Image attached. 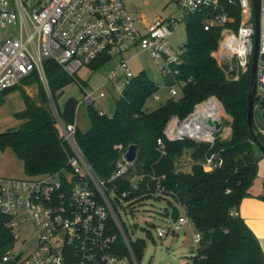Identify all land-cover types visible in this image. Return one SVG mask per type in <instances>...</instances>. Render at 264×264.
Listing matches in <instances>:
<instances>
[{
	"label": "built area",
	"instance_id": "built-area-1",
	"mask_svg": "<svg viewBox=\"0 0 264 264\" xmlns=\"http://www.w3.org/2000/svg\"><path fill=\"white\" fill-rule=\"evenodd\" d=\"M169 2L178 15L158 17L141 29L124 0H0V93L36 73L53 103L44 67L47 59L56 62L83 88V102L87 105L106 93L87 92L76 75L82 68H91L102 60H106L103 65L112 66L101 89L107 88L117 97L136 76L124 58L127 53L129 59H134L147 52L164 77L176 76L182 64L183 45L177 50L170 39L182 22L196 15L203 16L206 31L219 30L218 46L212 55L226 77L237 81L251 75L257 40L254 0ZM258 20L254 118L258 113L264 117V0H260ZM175 86L182 87L184 83L168 86L174 97L178 95ZM155 97L159 99L157 93ZM54 108L68 156L66 167L26 179L0 178V224L12 232L14 243L19 227L28 223L33 225L37 239L32 254L8 252L0 257V264H140L134 250L136 241L131 240L116 206L117 201L126 197L116 182L127 179L137 190L139 182L147 177L150 182H157V195L165 197L167 191L161 184L164 177L136 173L137 158L128 161L127 148L109 179H101L77 144L76 124H66ZM206 119L218 122L220 127L209 125ZM232 121L223 104L212 96L196 104L184 119L171 117L164 135L169 141L188 139L212 148L217 140L232 138ZM255 123L258 134L264 138V127ZM157 145L165 154L162 139H158ZM118 149L122 150V146ZM222 165L217 153H207L202 162L207 171ZM150 182L146 183L145 194L155 196ZM186 226L192 230L197 251L201 234L184 213L170 227H157L156 234L165 238Z\"/></svg>",
	"mask_w": 264,
	"mask_h": 264
},
{
	"label": "trees",
	"instance_id": "trees-1",
	"mask_svg": "<svg viewBox=\"0 0 264 264\" xmlns=\"http://www.w3.org/2000/svg\"><path fill=\"white\" fill-rule=\"evenodd\" d=\"M203 26L202 15L186 19L187 41L183 45L179 73L165 77L168 86L176 82L184 83L178 98L169 99L152 112L145 111L147 100L159 89L145 72H140L123 94L115 99L112 115L96 110L93 104L88 105L90 128L83 132L77 127L76 141L89 165L105 180L113 173L122 152L132 144L137 146L134 171L164 177L161 184L167 191L165 197L170 207V211L165 210V215L177 221L183 211L201 234V242L192 257L193 264H264V254L257 237L239 214H232L233 211L238 212L244 198L252 195L258 177L257 146L247 124V94L252 78L250 74L237 81L226 77L212 55L218 46L219 30L213 28L206 31ZM105 61L95 63L91 68L97 69ZM44 67L49 91L56 103L58 92L75 80L53 60H45ZM33 84L39 87L37 101L20 88L25 109L16 113L15 118L22 120V125L18 129L0 133V151L12 149L23 162L28 177L59 171L66 167L68 159L61 129L51 109L47 108V91L36 73L28 76L20 85L0 93V107L4 104V97L12 90ZM212 96L219 99L233 120L230 140H217L215 146L210 148L208 144L188 139L169 141L166 138L164 130L171 117L184 119L196 104ZM55 105L66 124L75 123L78 107L75 99L70 98L62 110ZM254 127L257 131L255 121ZM258 136L264 143V138ZM158 139L163 140L165 154L159 150ZM118 146H122V150ZM186 152L190 153L193 164L189 171H179L176 164ZM207 153L219 154L223 160L222 167L205 170L202 162ZM147 182L150 181L146 177L139 182L137 190L127 179L116 183L121 193H126V202H133L137 198L136 202L151 197L160 199L156 192V181L149 183L155 196L145 194L148 192ZM13 244L14 235L0 224V250ZM145 247L142 240L134 243L139 261Z\"/></svg>",
	"mask_w": 264,
	"mask_h": 264
},
{
	"label": "rangeland",
	"instance_id": "rangeland-1",
	"mask_svg": "<svg viewBox=\"0 0 264 264\" xmlns=\"http://www.w3.org/2000/svg\"><path fill=\"white\" fill-rule=\"evenodd\" d=\"M124 3L141 29L140 19L142 18L152 23L158 17L165 18L178 15L175 6L171 5L169 0H124ZM186 41V22H182L170 42L178 50ZM124 58L128 59V66L133 74L137 75L140 72H145L159 89L157 92L159 99H156L155 94L151 96L145 104V111L152 112L164 105L169 99L180 96L181 88L179 86H175L178 95L175 97L170 95L164 75L147 52L134 59H129L130 53H127ZM111 66L112 64L108 63L97 69L85 67L76 75L77 79L84 84L87 92L98 90L95 95H98L101 91L106 93L105 97L96 99L93 106L96 110L107 115L113 114L114 101L117 98L116 95H111L107 88L101 89ZM20 88L34 100H38L39 87L37 84L22 85L8 93L4 97V104L0 107V133L18 129L23 123L22 120L15 118L16 113L25 109ZM114 96L115 98H113ZM70 98L75 99L79 104L75 113L76 125L81 131H88L90 119L88 106L83 102L85 91L76 81L71 82L62 91L58 92L56 103L53 98V103L49 99L47 108L53 112L55 104H57L58 108L62 110ZM254 120L257 121L260 127H264V117L261 113H258ZM223 121L228 123V119L223 118ZM255 153L260 159L262 152L256 147ZM192 164L190 153L186 152L177 162V170L187 172L191 169ZM27 177L23 162L18 159L12 149L8 148L3 152L0 151V178L26 179ZM136 200L133 201L134 203L130 202L129 204L125 199L120 200L116 202V206L131 240L134 242L142 240L146 244L140 264H193L192 257L196 253V245L192 238V230L189 227L186 226L176 233L171 232L165 238H159L156 234L157 227H170L174 222L170 216L165 215L166 209L170 211V207L167 205L168 199L161 196L160 199L152 197L137 202ZM149 235H152V237ZM36 248L35 230L33 225L28 223L19 227L17 239L12 246L0 250V257L8 252L27 256L32 254Z\"/></svg>",
	"mask_w": 264,
	"mask_h": 264
},
{
	"label": "crops",
	"instance_id": "crops-1",
	"mask_svg": "<svg viewBox=\"0 0 264 264\" xmlns=\"http://www.w3.org/2000/svg\"><path fill=\"white\" fill-rule=\"evenodd\" d=\"M140 23L141 26H144L150 22L142 18ZM238 213L257 237L264 254V155L260 157L258 162V177L252 195L242 200Z\"/></svg>",
	"mask_w": 264,
	"mask_h": 264
},
{
	"label": "water",
	"instance_id": "water-1",
	"mask_svg": "<svg viewBox=\"0 0 264 264\" xmlns=\"http://www.w3.org/2000/svg\"><path fill=\"white\" fill-rule=\"evenodd\" d=\"M254 10L256 14V27H257V40H256V49L254 54V60H253V67H252V73H251V86L250 90L247 94L248 97V115H247V124L250 131V136L254 142V144L257 146V148L263 152L264 154V143L261 142L257 131L254 127V95H255V87H256V61H257V54H258V27H259V12H260V0H254ZM206 122L209 125H214L217 129L220 127V124L216 121H213L211 119H206ZM128 161H133L138 156V148L136 145L132 144L128 147L127 152L125 154Z\"/></svg>",
	"mask_w": 264,
	"mask_h": 264
}]
</instances>
